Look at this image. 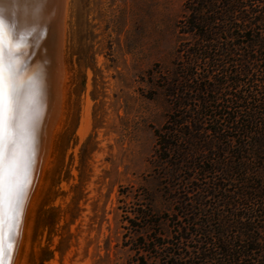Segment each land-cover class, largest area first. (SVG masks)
Masks as SVG:
<instances>
[{"label":"rangeland","instance_id":"rangeland-1","mask_svg":"<svg viewBox=\"0 0 264 264\" xmlns=\"http://www.w3.org/2000/svg\"><path fill=\"white\" fill-rule=\"evenodd\" d=\"M182 13L183 0H67L62 107L14 264H128V220L149 209L167 235L176 199L198 198L208 180L174 181L154 135L174 105Z\"/></svg>","mask_w":264,"mask_h":264},{"label":"trees","instance_id":"trees-1","mask_svg":"<svg viewBox=\"0 0 264 264\" xmlns=\"http://www.w3.org/2000/svg\"><path fill=\"white\" fill-rule=\"evenodd\" d=\"M177 33L156 153L174 181L208 182L176 199L170 234L149 209L128 220V264H264V0H183ZM207 197L217 214L204 215Z\"/></svg>","mask_w":264,"mask_h":264},{"label":"bare ground","instance_id":"bare-ground-1","mask_svg":"<svg viewBox=\"0 0 264 264\" xmlns=\"http://www.w3.org/2000/svg\"><path fill=\"white\" fill-rule=\"evenodd\" d=\"M46 0H0V21L4 25L2 40L5 68L16 69L20 90V111L16 132L17 179L24 188L22 203L11 204L7 191L0 204V264H14L18 254L24 214L39 172L48 155L50 138L61 111L63 63L61 47L67 0H59L55 22L44 20ZM51 1L48 0L47 4ZM45 29L42 30V27ZM32 30L26 42V34ZM43 37H46L43 45ZM47 46V47H46ZM47 55L48 71H33L32 57Z\"/></svg>","mask_w":264,"mask_h":264},{"label":"snow or ice","instance_id":"snow-or-ice-1","mask_svg":"<svg viewBox=\"0 0 264 264\" xmlns=\"http://www.w3.org/2000/svg\"><path fill=\"white\" fill-rule=\"evenodd\" d=\"M3 33L4 25L0 21V204L4 201L6 191L9 202L19 204L24 197V188L17 179L15 150L20 90L16 69L11 64L7 68L4 65Z\"/></svg>","mask_w":264,"mask_h":264},{"label":"water","instance_id":"water-1","mask_svg":"<svg viewBox=\"0 0 264 264\" xmlns=\"http://www.w3.org/2000/svg\"><path fill=\"white\" fill-rule=\"evenodd\" d=\"M51 1V4L48 3V0H46L42 6L45 8L44 9V20L43 22L47 24V26H50L52 22H55L56 17L58 16L59 13V8H58V1L59 0H49ZM45 29V27H42V30H40V32H42ZM32 30L28 31V34H26V42L29 41V39L31 38V34H32ZM46 37H43L44 42H42L41 45H43L46 41H45ZM47 47V46H46ZM47 56V55H46ZM45 55H38V53L32 57V60L29 62V65L31 68H33V71H37V73L40 71L41 69L42 71L46 72L48 71L49 67H48V59L46 60Z\"/></svg>","mask_w":264,"mask_h":264}]
</instances>
